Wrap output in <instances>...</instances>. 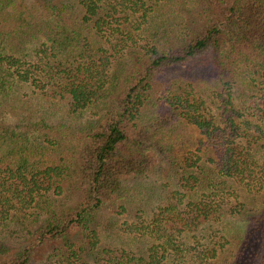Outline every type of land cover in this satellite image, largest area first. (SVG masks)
I'll list each match as a JSON object with an SVG mask.
<instances>
[{"label": "trees", "instance_id": "trees-1", "mask_svg": "<svg viewBox=\"0 0 264 264\" xmlns=\"http://www.w3.org/2000/svg\"><path fill=\"white\" fill-rule=\"evenodd\" d=\"M11 222L0 264H264V0H0Z\"/></svg>", "mask_w": 264, "mask_h": 264}, {"label": "rangeland", "instance_id": "rangeland-1", "mask_svg": "<svg viewBox=\"0 0 264 264\" xmlns=\"http://www.w3.org/2000/svg\"><path fill=\"white\" fill-rule=\"evenodd\" d=\"M197 97L199 96V90L197 91ZM158 98V93L155 94L153 93L148 99L145 100V103L143 105V111L142 114L147 113L151 108L153 103H155L157 101ZM205 99V103L207 104V108L211 111H215V105H213V100L209 97V96H204ZM13 218H18V217H13ZM33 219V218H32ZM125 217H123L122 220H124ZM20 220V219H17ZM16 221V220H15ZM34 225V224H33ZM32 226V225H31ZM21 230V226L18 225L16 222H11L9 224H7L5 227L1 228L0 231V236L1 237H5L6 239H8L9 241H15V235H17V232ZM116 236L114 234L113 230H108V232L106 234L102 235V243L104 242L105 244H111L112 242H115ZM2 239H0V243H1ZM53 247L47 246L45 248H40V250L38 251V255H37V263L36 264H50V259H48V255L51 254Z\"/></svg>", "mask_w": 264, "mask_h": 264}]
</instances>
